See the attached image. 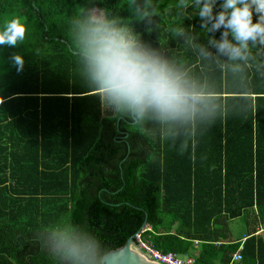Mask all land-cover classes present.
<instances>
[{
    "label": "trees",
    "instance_id": "trees-1",
    "mask_svg": "<svg viewBox=\"0 0 264 264\" xmlns=\"http://www.w3.org/2000/svg\"><path fill=\"white\" fill-rule=\"evenodd\" d=\"M184 3L0 0V30L27 26L23 42L0 46V264H68L51 242L62 231L92 240L101 264L144 222L157 248L195 252L194 264H229L243 236L232 264H264V45L247 60L219 55L210 41L223 29L208 32L196 0ZM94 9L207 94L193 118L137 122L104 104L75 39ZM238 216L247 233L230 237Z\"/></svg>",
    "mask_w": 264,
    "mask_h": 264
},
{
    "label": "clouds",
    "instance_id": "clouds-1",
    "mask_svg": "<svg viewBox=\"0 0 264 264\" xmlns=\"http://www.w3.org/2000/svg\"><path fill=\"white\" fill-rule=\"evenodd\" d=\"M196 4L202 28L210 33L223 29L219 40L210 41L219 55L247 60L250 45H264V0H196ZM217 5L219 11H214ZM181 6L187 7L184 0ZM74 29L84 74L108 108L137 122L149 117L161 123L186 121L200 111L207 94L102 10L77 19ZM26 32L20 18L11 19L0 30V46L16 47ZM202 54L211 55L203 49ZM9 59L18 73L23 71L22 55L13 53ZM4 102L0 95V104ZM51 242L68 264H96L99 259L95 243L74 232H53Z\"/></svg>",
    "mask_w": 264,
    "mask_h": 264
},
{
    "label": "built area",
    "instance_id": "built-area-1",
    "mask_svg": "<svg viewBox=\"0 0 264 264\" xmlns=\"http://www.w3.org/2000/svg\"><path fill=\"white\" fill-rule=\"evenodd\" d=\"M151 226L145 223L134 234L132 246H137L140 251L148 260L153 262H160L162 264H194L195 252L181 254L173 250H162L155 246L153 237L147 231ZM197 241V240H195ZM243 248V240L238 248L232 252L229 264L238 261L242 257L241 250Z\"/></svg>",
    "mask_w": 264,
    "mask_h": 264
},
{
    "label": "water",
    "instance_id": "water-1",
    "mask_svg": "<svg viewBox=\"0 0 264 264\" xmlns=\"http://www.w3.org/2000/svg\"><path fill=\"white\" fill-rule=\"evenodd\" d=\"M132 236H129L122 246L107 251L101 258V264H162L160 262L142 260L139 257L137 246L131 245L133 242Z\"/></svg>",
    "mask_w": 264,
    "mask_h": 264
},
{
    "label": "rangeland",
    "instance_id": "rangeland-1",
    "mask_svg": "<svg viewBox=\"0 0 264 264\" xmlns=\"http://www.w3.org/2000/svg\"><path fill=\"white\" fill-rule=\"evenodd\" d=\"M228 231L230 237L245 235L247 233V225L245 223L244 217L238 216L231 219L228 224Z\"/></svg>",
    "mask_w": 264,
    "mask_h": 264
},
{
    "label": "crops",
    "instance_id": "crops-1",
    "mask_svg": "<svg viewBox=\"0 0 264 264\" xmlns=\"http://www.w3.org/2000/svg\"><path fill=\"white\" fill-rule=\"evenodd\" d=\"M255 234H257V233H262V234H264V227H262V226H259L258 228H257V230L254 232ZM237 237H239V236H237ZM234 238H236V237H234ZM245 238V236H243V238L241 239V240H243ZM195 242H197V241H195Z\"/></svg>",
    "mask_w": 264,
    "mask_h": 264
},
{
    "label": "bare ground",
    "instance_id": "bare-ground-1",
    "mask_svg": "<svg viewBox=\"0 0 264 264\" xmlns=\"http://www.w3.org/2000/svg\"><path fill=\"white\" fill-rule=\"evenodd\" d=\"M138 254H139V257L142 259V260H148L143 254H141L139 251H138Z\"/></svg>",
    "mask_w": 264,
    "mask_h": 264
}]
</instances>
